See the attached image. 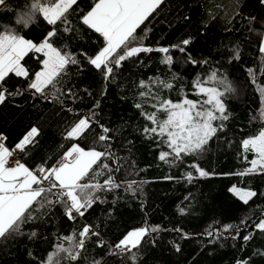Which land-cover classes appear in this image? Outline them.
<instances>
[{
	"label": "trees",
	"instance_id": "16d2710c",
	"mask_svg": "<svg viewBox=\"0 0 264 264\" xmlns=\"http://www.w3.org/2000/svg\"><path fill=\"white\" fill-rule=\"evenodd\" d=\"M31 3L32 0H7V8L0 7V30L13 29L39 43L52 27L42 17L35 15L27 30L15 22ZM93 3L94 0H77L75 11L70 10L68 15L73 30L64 32V26L58 24V34L52 41L58 49L75 53L80 63L68 67L57 85L60 91L49 87L42 97L26 90L0 104V137L9 149H15L31 128H38L36 142L21 156V163L30 169L41 164L53 166L73 143L85 150H107L111 155L104 163L114 170L112 174L121 187L97 193L100 199L76 222L63 216L60 206L34 213L38 218L22 226L23 235L0 240V264H46L48 254L62 242L59 237L78 232L85 223L93 225L100 236L86 242L78 261L64 258L60 264H264V255L260 254L264 253V233L254 226L264 219V174L236 175L254 158L253 153L243 151L242 141L264 129V103L258 91V87H264V52L260 51L264 4L260 0H239V6L234 8L233 0H164L136 35L145 46L168 47L173 63H161L163 54L158 52L141 53L122 62L120 68L114 69L113 77L105 81L101 72L79 55H94L102 44L98 34L80 23V17ZM217 4L222 7L217 8ZM247 17L256 20L250 22ZM183 39L191 43L182 54L172 46ZM235 52L239 59H234ZM189 54L197 61L195 65L187 62ZM38 55L29 53L22 61L30 73L41 69ZM213 71L233 88L222 97L228 119L214 122L222 124V130L209 140L203 152L175 163L160 161L159 153L168 149L142 132L150 124L141 111H155L152 104L156 101L151 95L140 96V92L149 90L140 88V81L161 99L178 102L186 96L202 100L204 97L194 95L193 82L197 78L206 80ZM154 80L169 81L173 87L159 89L152 84ZM7 83L13 90L26 89L28 81L10 76ZM69 90L72 96L66 95ZM138 103L142 108L136 107ZM91 113H95L93 124L85 135L79 140L66 139L78 117ZM157 116L166 118L164 112ZM101 125L111 130L107 144L97 142ZM192 163L209 175L199 177L190 167ZM189 172L194 177L191 182L186 179ZM132 181L134 194L126 190ZM233 186L257 195L245 204L232 194ZM228 225L232 227L225 231ZM153 226L160 231L146 236L139 249L133 250L135 261L130 259L132 254H110L111 246L128 231ZM177 228L181 231L173 230ZM32 232L37 235L29 239ZM209 232L213 235L209 236ZM250 234L252 239L245 241L244 236ZM98 239L105 241L104 247H97Z\"/></svg>",
	"mask_w": 264,
	"mask_h": 264
},
{
	"label": "snow or ice",
	"instance_id": "6c2138e0",
	"mask_svg": "<svg viewBox=\"0 0 264 264\" xmlns=\"http://www.w3.org/2000/svg\"><path fill=\"white\" fill-rule=\"evenodd\" d=\"M163 2L164 0H94L90 10L80 17V23L98 34V37L102 38V44L94 55L85 52L79 55L85 57L92 67L101 72L105 81L113 77L114 69L120 68L122 62L137 57L141 53H161L163 54L161 63L170 66L173 63V56L168 47L145 46L136 35L137 29ZM260 3L264 4V0H260ZM74 5H77V0H32L29 10L19 15L15 22L27 30L31 27L35 15L42 17L46 25L52 27L46 31L39 43L25 38L13 29L0 30V104H3L9 96L22 94L26 90H32L42 97L47 95L45 90L49 87L60 91L57 85L67 74L68 67L78 65L80 61L75 53L58 49L52 41L58 34V24L64 26V32L73 30L68 15L70 10L75 11ZM238 6L239 0H233V7ZM0 7L7 8V0H0ZM216 7L222 6L217 4ZM236 15H239L238 11ZM211 18L215 19V15ZM247 19L251 22L255 21L256 17H247ZM190 43V39H183L172 48L183 54ZM260 51L264 52V38L260 42ZM29 53L39 54L36 58L42 66L35 73H30V70L22 63ZM234 59H239L238 52L234 53ZM187 62L193 65L197 63L190 54ZM10 76L28 81L27 88L11 89L7 83ZM253 83H255L254 76ZM152 84L159 89L173 87L171 82L164 80H154ZM207 84L212 86L206 87ZM139 87L149 89L140 92L141 97L151 95L156 101L152 104L155 111L151 113L141 111V115L150 124V126L146 125L142 132L148 138L156 139L158 145H166L168 151L159 153V160L165 163H175L177 160H183L185 156H194L203 152L204 146L218 130L223 128L222 124L216 125L214 122L228 119L222 97L225 93L232 92L233 88L226 78H218L216 71H213L206 80L197 78L193 82L194 95L204 97L202 100H192L185 96L180 101L173 102L170 99H161L158 93H152L151 88L144 81H140ZM258 91L264 103V87H258ZM66 95L73 94L69 90ZM53 99L58 97L53 96ZM96 107H99L98 102ZM136 107L140 109L142 105L138 103ZM159 112H164L166 118L159 119L157 116ZM93 115L95 113L78 117L67 131L66 139L79 140L84 136L93 124ZM261 115L264 116V110ZM100 127L102 131L97 137V142L107 144L111 130L103 125ZM39 134L38 128H31L15 145V149L24 152L29 145L36 142ZM3 139L0 137V240L7 241L23 235L22 226L38 218L34 213H39L41 209H47L50 206H60L63 210L62 215L69 221L76 222L78 218L85 217L100 199L97 193L121 187L112 174L114 170L108 163H104L111 155L107 150L96 148L85 150L79 144L73 143L63 153L61 157L63 163H57L55 166L41 164L30 169L17 160L14 166L9 167V159L13 152L4 145ZM242 148L245 153H253L255 158L247 161L250 167L236 175L264 174V129L257 135L244 139ZM190 167L199 177L209 175L198 164L192 163ZM101 177H103L102 181L99 179ZM186 179L191 182L194 179L193 174L187 173ZM134 184L135 181L129 182L126 188L128 191H133V194ZM230 191L245 204L257 195L255 191L240 190L235 186ZM254 226L256 230L264 233V219H260ZM231 227V225L226 226L225 231ZM173 230L181 231L178 228ZM157 231H160L158 226L130 230L111 246L113 250L110 254L113 256L132 254L130 259L135 261L136 256L133 250L139 249L144 238ZM36 235V232H32L29 239ZM208 235L211 236L213 233L209 232ZM99 236V232L93 225L83 224L78 232L59 237L62 242L56 245L54 252L48 254L46 264H60L64 258L73 262L78 261L81 252L85 250L86 242L91 237ZM243 239L249 241L252 236L246 235ZM65 243L69 246L65 247ZM96 244L97 247L102 248L105 241L98 239ZM175 247L179 252V245ZM61 253L64 256H61ZM260 254L264 255V253ZM93 264H100V261H94ZM238 264H247V261H240Z\"/></svg>",
	"mask_w": 264,
	"mask_h": 264
},
{
	"label": "built area",
	"instance_id": "2783aa9c",
	"mask_svg": "<svg viewBox=\"0 0 264 264\" xmlns=\"http://www.w3.org/2000/svg\"><path fill=\"white\" fill-rule=\"evenodd\" d=\"M4 143V140L2 141ZM5 145V143H4ZM6 146V145H5ZM7 147V146H6ZM8 148V147H7ZM13 152V155L11 156V158L9 159V167L14 166V162L19 160L21 162V156H22V152L16 150V149H9ZM62 157V156H61ZM61 157H59L53 164V166L57 165V163H63V160L61 159ZM50 209H53L54 207H49Z\"/></svg>",
	"mask_w": 264,
	"mask_h": 264
},
{
	"label": "rangeland",
	"instance_id": "374dc122",
	"mask_svg": "<svg viewBox=\"0 0 264 264\" xmlns=\"http://www.w3.org/2000/svg\"><path fill=\"white\" fill-rule=\"evenodd\" d=\"M264 38V37H263ZM255 158V157H254ZM250 167V166H249ZM232 188V187H231ZM237 188V187H236ZM237 189H240V188H237ZM240 190H243V189H240ZM233 194V193H232ZM236 196V195H235ZM237 197V196H236Z\"/></svg>",
	"mask_w": 264,
	"mask_h": 264
}]
</instances>
